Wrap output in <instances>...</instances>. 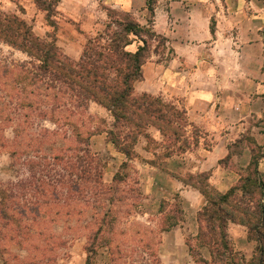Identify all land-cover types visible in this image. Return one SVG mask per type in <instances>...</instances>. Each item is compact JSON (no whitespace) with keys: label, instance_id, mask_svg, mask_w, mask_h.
Returning <instances> with one entry per match:
<instances>
[{"label":"crops","instance_id":"0c3cea01","mask_svg":"<svg viewBox=\"0 0 264 264\" xmlns=\"http://www.w3.org/2000/svg\"><path fill=\"white\" fill-rule=\"evenodd\" d=\"M146 3L58 0L56 11L62 20L54 35L56 45L77 61L86 36L106 19L102 6L129 14L140 26L148 27ZM20 16L36 36L48 37L40 13L24 6ZM151 21L165 44L152 45L133 94L161 97L184 111L188 146L163 156L161 135L148 129L158 147H149L140 136L134 147L136 157L130 162L144 194L153 189L162 198L176 194L182 204V219L161 231L162 263L199 264L190 255L186 235L196 254L209 262V250L196 240L197 215L207 202L194 183L185 179L204 174L210 187L226 194L240 185L252 157L260 154L258 172L264 181V0H155ZM137 45L134 42L127 49L135 51ZM108 122L111 126L109 118ZM226 232L234 253L248 262L255 244L248 239L246 226L229 222Z\"/></svg>","mask_w":264,"mask_h":264},{"label":"rangeland","instance_id":"374dc122","mask_svg":"<svg viewBox=\"0 0 264 264\" xmlns=\"http://www.w3.org/2000/svg\"><path fill=\"white\" fill-rule=\"evenodd\" d=\"M57 2L0 0V11L21 18L23 7L29 6L43 16L47 34L54 36L62 20L56 11ZM107 8L110 9L102 6L106 15L103 25L86 36L84 45L110 22ZM150 44L152 49L157 43ZM28 63L26 54L0 40V264H163L161 231L166 226V216L177 217L176 206L182 210L181 201L176 194L162 198L155 189L144 194L138 186L134 164L107 140L104 131L111 130V118L92 104L85 112L91 122L87 127L100 132L89 139L93 160L82 163L77 159L82 153L72 128L59 131L50 127L41 114L27 107L39 101L43 109L47 102L41 83L38 95H31L29 73L34 70ZM182 141H175L172 151L182 149ZM148 144L158 147L151 139ZM168 144L165 139L163 147ZM168 151L165 149L163 156ZM124 162L128 167L120 169ZM98 165L103 167L102 183L107 186L104 196L110 200L108 216L113 222L110 229L106 227L93 236L95 228L89 227L90 217L101 210L91 193L83 194L90 185L84 188L78 177L84 171L92 174ZM117 173L122 181L114 183ZM185 180L196 185L198 177ZM101 199L98 197V201ZM144 213L149 216L141 218ZM185 238L191 242L190 235Z\"/></svg>","mask_w":264,"mask_h":264},{"label":"trees","instance_id":"16d2710c","mask_svg":"<svg viewBox=\"0 0 264 264\" xmlns=\"http://www.w3.org/2000/svg\"><path fill=\"white\" fill-rule=\"evenodd\" d=\"M154 4L155 0H147L146 5L150 13L148 27L140 26L129 14H118L112 9H105L110 22L101 34L86 41L77 61L62 53L56 45L55 36L48 35L46 39L49 40L41 39L23 19L0 11V40L26 54L29 58L28 64L34 70L29 73L33 87L31 95H38V83L43 86L47 101L43 104V109L39 107V101L27 107L38 115L41 114L43 122L50 127L53 125L59 131L72 128V133L80 144L78 150L82 153L77 159L82 163L93 160L89 139L100 134L97 130H88L87 127L91 122L85 117V112L92 103L103 108L111 118V130L104 132L108 142L127 162L136 157L134 147L140 136L153 140L147 134L151 128L159 132L164 143L165 139L168 140L169 144L165 149L169 151L166 156L174 152L172 150L175 141L180 138L184 147L176 151H183L188 146L184 111L165 102L161 97L133 94V84L141 79V67L151 52L150 43L156 42L157 46L165 44V40L156 35L151 27ZM134 42L138 44L136 50L129 51L127 48ZM179 127L182 131H179ZM178 132L183 134L180 136ZM259 159L260 154L252 157L240 185L233 187L226 194H220L210 187L206 182V175L197 176V184L193 186L207 203L197 215L199 228L196 240L200 247L209 250L211 258L207 262L199 254H194L196 252L188 241L190 255L197 263L263 264L264 181L258 172ZM127 162H124L120 169H126ZM102 168L98 165L92 174L84 171L77 176L84 188L90 185L89 190L83 194L91 193L97 199L95 203L101 210L90 217L89 227L95 228L93 236L100 234L106 227L110 229L113 222L108 216L111 211L108 207L110 200L104 196L107 186L102 183ZM119 180L117 173L113 182L122 181ZM101 196L102 199L98 201ZM174 210L177 217L167 215L163 231L176 226L182 219V210L177 206ZM229 222L246 226L248 239L255 244L252 258L248 262L234 253L230 246L226 232Z\"/></svg>","mask_w":264,"mask_h":264}]
</instances>
